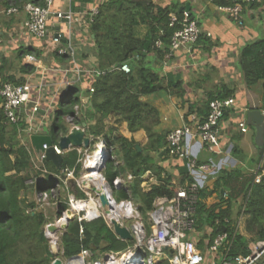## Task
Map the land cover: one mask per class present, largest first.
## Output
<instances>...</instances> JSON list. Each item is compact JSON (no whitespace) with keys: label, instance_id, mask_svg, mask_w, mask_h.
<instances>
[{"label":"trees","instance_id":"1","mask_svg":"<svg viewBox=\"0 0 264 264\" xmlns=\"http://www.w3.org/2000/svg\"><path fill=\"white\" fill-rule=\"evenodd\" d=\"M3 1L6 4L9 2ZM13 1L17 4L24 2L39 4V0ZM211 2L220 8L235 4H240L242 8L259 6L248 4L244 0ZM183 11L185 10H178L174 4L161 7L138 0H108L98 8L97 14L89 21L90 34L98 53L97 68L104 74L93 76L94 92L90 94L87 105L81 108L83 118L79 116L75 124L78 126L86 124L87 133L96 138H103L117 158L118 152L122 153L120 156L122 164L117 167L113 166L110 160L107 161L106 178L111 182L118 174L134 175L136 180L131 187L132 200L142 213L151 210L156 198L172 197V176L160 165L165 162L163 149L166 146L168 132L158 131L161 125L160 112L144 99L161 91L168 92L169 88L181 89V84L169 77L166 80L167 85L164 86V79L152 65H162L167 60L170 39L178 29L177 23L173 27L169 26L170 18L175 16L180 21ZM140 25L148 27L146 37L143 39L135 36V28ZM156 41L161 42L160 48L155 47ZM137 52L145 55L133 57L132 55ZM150 54L153 55L152 59L149 57ZM122 64L130 67L129 74L117 70ZM237 64L247 88L263 82L261 109L264 111V38L243 47L238 55ZM6 82L18 84L14 79L4 78L0 70V85ZM74 90V87H71L65 91L62 108L54 112L49 131L52 141L68 132L64 117L73 116V106L79 100V97H75L70 101L71 92ZM231 96L232 93L228 90L207 94L202 102L188 106L185 117L196 114L198 118L204 119L212 100H223ZM226 114L227 112L223 119ZM110 115L119 116L131 134L140 130L145 132L147 143L141 148V152L137 151L136 145L139 144L132 138H125L112 128L105 129L103 121ZM24 128L23 118L17 124H9L0 109V264H51L55 255L49 250L43 228L52 219L47 218L43 210H38L39 204L29 195L32 187L36 190V195L43 192L44 180L38 178L44 172H46L44 179L50 178L53 183L55 181L53 174H59V170L51 162L40 163L36 160L38 167L34 166L32 160L34 149L21 144V140L18 139L21 136L27 138L30 143L29 137L22 133ZM257 150L259 152L257 159L250 160L248 165L256 166L262 161L261 170L264 172V147ZM231 153L237 158L242 156L237 146H233ZM154 155L158 156V161L154 159ZM77 156L75 150L63 154L62 168L75 167V173L78 175L80 168L75 165ZM182 163L179 168L178 185H183L187 180L192 181L188 176L186 161ZM146 171L155 176L158 185L153 186L148 192H142L141 180L138 177ZM32 179L37 181L29 184ZM75 192L78 197L81 196L76 190ZM214 193L221 196L220 201L208 207L207 198ZM222 193L227 195L226 199L222 198ZM118 194L120 198L126 197L123 191ZM239 197L241 205L238 214L234 215L233 203ZM56 207L57 212L64 211L67 208L66 200L56 204ZM241 215L245 218L243 234L235 232L237 218ZM195 219L196 229H200L199 231L211 229V233L204 236L210 241L223 231L230 237L235 234L229 256L248 255L249 243L264 242V182L254 184L253 175L244 172L240 166L229 171L223 170L213 183L211 191L206 188L200 189ZM79 226L76 220L69 222L60 236L59 252L63 258L74 257L82 249L91 250L104 242L107 244L106 250L115 249L120 243L101 219L82 224V234L79 233ZM259 264H264V257Z\"/></svg>","mask_w":264,"mask_h":264},{"label":"built area","instance_id":"2","mask_svg":"<svg viewBox=\"0 0 264 264\" xmlns=\"http://www.w3.org/2000/svg\"><path fill=\"white\" fill-rule=\"evenodd\" d=\"M40 3L24 2L17 4L10 1L8 7L0 13V28L2 16H13L23 11L26 15L24 27L27 33L37 40H44L48 36V21L50 17L58 20L66 19L71 21L69 14L54 12L52 5L54 0H39ZM93 9L89 14V21L97 14L98 8L108 0H92ZM248 4H259L264 6V0H244ZM233 20L238 21L242 12V6L235 4L231 7L221 8ZM177 23L178 29L173 33L170 39L169 54H172L180 48L196 43L200 36V30L197 23L190 17L188 11H183L181 20L178 21L175 16L170 18L169 26L173 27ZM61 35L56 34L52 37V44L58 48L56 50L59 56L68 54L67 47L62 46ZM155 47L160 48L161 42L156 41ZM118 71L129 74L130 67L122 64L117 68ZM103 72H96L95 76H102ZM89 93L92 94L94 89L90 87ZM32 88L27 83L13 84L6 82L0 85V109L9 124H17L22 118L25 128L22 131L25 135H37L42 128V123L34 127L33 120L39 110L37 102H33L31 110L27 109L30 102ZM235 104L234 98H226L223 100L214 99L209 103L208 114L204 119L198 118L196 114L183 117V123L180 127L168 132L166 136L165 162L167 161H186L188 176L192 181L187 180L183 185L171 180L172 197L156 198L152 204V208L147 212V223L143 221L139 206L132 200V191L130 185L136 180V177L130 173L118 174L109 182L103 174L108 160L112 165L117 167L122 164L117 160L113 150L108 148L103 138H96L87 135L84 127L75 124L79 120V107L73 106V116L64 117V121L72 128H82L86 136L90 139L89 149H74L78 154L76 166H79V174L76 175L75 167L62 168L59 174H53L55 181L50 184L49 190L46 192L52 195L53 191L63 189L65 191L76 190L77 194H68L66 198L67 208L64 211L57 212L54 221L48 222L43 228V235L48 240L49 245L55 253V258L51 264L60 261L61 264H259L264 257V242L252 243L249 245V254L246 256H229L233 236H229L226 232L215 235L212 241L204 236L211 233L210 228L202 231L196 229L195 211L198 203V195L200 189L205 187L203 180L214 175V170L209 164H200L192 157L186 149V141L188 139L198 140L205 149L213 154L218 152L220 139V125L224 114L231 110ZM264 113V112H263ZM54 118V112L50 117L49 130ZM241 133H246L248 127L246 122H239L237 125ZM57 142L52 143L53 151L58 156L69 151H61ZM30 141V138H29ZM47 146L42 145L41 151L38 152L37 161L42 163L44 160V152ZM72 151V150H70ZM97 161L92 166L91 161ZM92 173L97 178H87ZM168 173V172H167ZM169 174V173H168ZM253 183L260 184L264 182V172L261 166L253 172ZM44 172L38 179L44 180ZM197 176V177H196ZM164 177V176H163ZM140 189L142 192H148L158 182L155 176L146 171L142 176ZM36 179L30 180L28 183L33 184ZM73 182V184L71 183ZM211 191L212 189L209 188ZM123 191L125 198L116 200L114 194ZM41 192L42 200H45L47 194ZM101 196H105L107 204L101 203ZM119 197V194H118ZM56 204V203H54ZM71 213L72 221L76 220L79 226V233H83L84 223H90L101 219L106 227L113 232L119 242H128L122 240L114 232L113 222L120 225L121 228L127 229L134 241L133 246L123 252L105 251L106 249H82L81 252L71 258H63L59 252V239L63 231L62 224L70 219L65 216ZM71 222V221H70ZM56 226L58 231L51 233L50 226ZM68 225V224H67ZM198 231V232H197ZM235 232H238L236 227ZM200 243L201 246H200ZM98 259L95 258V253ZM52 253V252H51ZM52 253V254H53Z\"/></svg>","mask_w":264,"mask_h":264},{"label":"crops","instance_id":"3","mask_svg":"<svg viewBox=\"0 0 264 264\" xmlns=\"http://www.w3.org/2000/svg\"><path fill=\"white\" fill-rule=\"evenodd\" d=\"M10 1L13 0L6 4L0 0V13L8 7ZM138 1L151 2L161 7L174 4L178 10L188 11L200 30L197 43L180 48L171 57L166 56L167 60L162 65H152L164 79V86L167 85L168 77L181 84V89L169 88L168 92L163 91L165 95L155 94L144 99L160 112L161 125L158 131L163 129L169 132L180 127L190 104L202 102L207 94L228 90L232 93L231 97L234 98L235 104L222 119L218 152L216 154L208 152L195 139L186 141V149L198 163L212 166L214 175L209 177L212 182L209 187L211 189L223 170L229 171L240 166L244 172L254 176L255 169L262 165L260 161L252 169L247 168L249 161L257 159L259 155L254 145L255 131L248 128L246 133H241L237 125L239 122H246V112L249 110L264 112L261 109L263 82L247 88L237 61L243 47L264 38V6L243 7L239 20L235 21L211 0ZM93 7L92 0H54L52 10L69 14L71 21L64 24L60 22L61 20L50 17L48 36L44 40H37L27 33L24 27L26 15L23 11L1 18L0 70L4 78L31 86V100L28 104L33 106V102H37L39 105L35 118L38 125L50 123L51 102L59 92H64L65 96L68 88L74 87L75 90L71 94L81 90L76 96L79 100L74 104L79 107L81 116V108H84L90 99L88 89L92 87L94 74L99 72L97 48L90 34L88 18ZM147 31V25H140L135 28V36L143 39ZM56 34L61 35L62 46L67 47L68 54L65 56H59L56 52L58 47L52 44L51 39ZM152 56L150 54V59ZM174 114L177 124L169 122L170 115L175 116ZM103 124L105 129L112 128L125 138H132L139 144L137 146L140 149L147 143L144 131L131 134L119 116L110 115L104 119ZM79 126L84 127L86 131V124L82 123ZM70 127L68 125V131ZM46 128L49 132V126ZM47 132L41 128L37 136H49ZM87 135L89 136L88 133ZM233 146L239 148L242 156L237 158L232 155ZM154 159L159 160L156 155ZM160 165L172 176L173 182L180 179L179 168L183 165L182 162L167 161ZM222 198L226 199L227 195L222 193ZM219 201V195L214 193L207 198L206 204L211 207ZM237 211L234 208V215H237ZM244 220L241 215L236 221L241 234L244 233Z\"/></svg>","mask_w":264,"mask_h":264},{"label":"water","instance_id":"4","mask_svg":"<svg viewBox=\"0 0 264 264\" xmlns=\"http://www.w3.org/2000/svg\"><path fill=\"white\" fill-rule=\"evenodd\" d=\"M60 22L64 24H68L69 21L66 19L61 20ZM93 38V37H92ZM139 55H145V53H134L133 57H138ZM246 125L248 128L254 129L255 136H254V145L257 148H263L264 147V113L260 110H249L246 112ZM52 139L50 136H37L32 135L30 137V144L32 148L39 152L41 151L42 145L47 146V150L44 152V160L43 162H51L56 169L61 171L62 169V156H58L54 153L52 148ZM91 144L90 139L86 136L85 131L82 128H72L70 132L67 135L60 136L58 139V148L61 151H70L74 149H89ZM136 149L138 152H141V149L139 146L136 145ZM73 184V182H71ZM101 203L103 205L107 204V199L105 196H101L100 198ZM70 219L66 220L64 224L61 226V230H66L67 224L72 221L71 213L68 212ZM114 225V232L116 235H118L122 240L131 241L132 236L130 232L125 229L121 228L119 224L113 222ZM49 230L51 233H56L58 231V228L54 225L49 227ZM107 247V244L101 243L99 247L93 248L95 249H104ZM55 264H61V262L58 260L55 262Z\"/></svg>","mask_w":264,"mask_h":264},{"label":"rangeland","instance_id":"5","mask_svg":"<svg viewBox=\"0 0 264 264\" xmlns=\"http://www.w3.org/2000/svg\"><path fill=\"white\" fill-rule=\"evenodd\" d=\"M81 90H79L78 92H76L75 94H71L70 96V101L75 98L79 93H80ZM64 92H59L56 96H55V100L53 102H51V107H50V112L53 113L55 110H59L62 108V97L64 96L63 94ZM157 94L159 95H165L166 93H164L163 91L161 92H158ZM32 108V105L31 104H28V110H31ZM164 113V112H163ZM175 115V114H174ZM80 118L82 117L81 114L79 115ZM83 118V117H82ZM81 118V119H82ZM170 123L172 124H177L176 122V115L173 116V115H170V119H169ZM62 123L65 125V123L62 121ZM34 127L38 126L37 124V121L36 119L33 120V124H32ZM66 126V125H65ZM48 127L47 125H42V129L44 128V131L47 132L48 129L46 128ZM68 127V125H67ZM161 131L163 132H166L165 130L161 129ZM47 134L49 135V132H47ZM19 140H21V144H24L28 147H32L30 146L31 144L28 142V139L27 138H24V137H21L19 136L18 138ZM53 142L56 143L57 142V139L54 138L53 139ZM35 151V150H34ZM33 153V152H31ZM121 152H118L117 156V160L119 159L120 160V156H121ZM37 157H38V152L35 151V154L33 155L32 157V160H33V163H34V166H37L38 167V162L36 161L37 160ZM78 157V156H77ZM118 160V161H119ZM121 162V160L119 161ZM254 167V165H248L247 168L250 170ZM246 172V171H245ZM249 172V171H248ZM32 173V176H34V173L33 171L31 172ZM103 174L106 176V172L104 171ZM204 181V184H205V187L207 190H209V187H210V183H212L210 181V178H206ZM50 184H51V179L50 178H47V179H44V187H43V191H45V193L49 190L50 188ZM130 187H132V184L130 185ZM75 190H69V191H65L63 189H58V191H53L52 195H49L48 193L45 200H42L40 194L39 195H36V190L34 189V187H32V190H31V194L29 195L30 198L34 199L38 204V210H43L44 213L46 214L47 218H51L52 221L55 220L56 216H57V207H56V204H58L59 202H64L67 198V195L68 194H75ZM114 194V198L116 200H119L120 197H118V194ZM221 198V196H220ZM56 203V204H54ZM241 205V197H239L234 203H233V210L234 208H236L238 211H239V207ZM237 211V212H238ZM235 212V211H234ZM238 214V213H237ZM141 215H142V218H143V221L145 223H147V213H142L141 212ZM198 230V229H197ZM200 230V229H199ZM198 230V231H199ZM110 233L115 237L116 239V236L113 234V232L111 230H109ZM197 231V232H198ZM117 240V239H116ZM134 244V241H128V242H120L119 244L116 245L115 249L114 248H109L108 250H105V251H112V252H123L125 250H127L129 247L133 246ZM48 246H49V250L53 253L50 245H49V242H48ZM100 253V252H99ZM97 252H95V258L98 259V254ZM55 255V253H53Z\"/></svg>","mask_w":264,"mask_h":264},{"label":"bare ground","instance_id":"6","mask_svg":"<svg viewBox=\"0 0 264 264\" xmlns=\"http://www.w3.org/2000/svg\"><path fill=\"white\" fill-rule=\"evenodd\" d=\"M97 161V156H96V160L95 161H91L90 164L93 166L95 164V162ZM87 178H92V179H95L97 178V175L95 173H92L91 175H89ZM66 217L69 216V214L67 213L65 215Z\"/></svg>","mask_w":264,"mask_h":264}]
</instances>
